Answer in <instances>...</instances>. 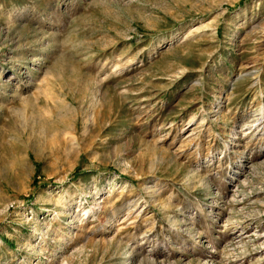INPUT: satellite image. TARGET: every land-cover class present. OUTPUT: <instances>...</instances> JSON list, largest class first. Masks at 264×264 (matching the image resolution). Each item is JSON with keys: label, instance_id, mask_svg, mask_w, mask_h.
<instances>
[{"label": "rangeland", "instance_id": "rangeland-1", "mask_svg": "<svg viewBox=\"0 0 264 264\" xmlns=\"http://www.w3.org/2000/svg\"><path fill=\"white\" fill-rule=\"evenodd\" d=\"M261 234L264 0H0V264H264Z\"/></svg>", "mask_w": 264, "mask_h": 264}, {"label": "bare ground", "instance_id": "bare-ground-1", "mask_svg": "<svg viewBox=\"0 0 264 264\" xmlns=\"http://www.w3.org/2000/svg\"><path fill=\"white\" fill-rule=\"evenodd\" d=\"M251 167H252V165L249 166L250 169H251ZM253 172H254V170H253ZM242 181H243V180H242ZM240 234H241V233H240ZM258 239H260V241H261V246H262V248L264 249V234L259 235V236H258Z\"/></svg>", "mask_w": 264, "mask_h": 264}]
</instances>
